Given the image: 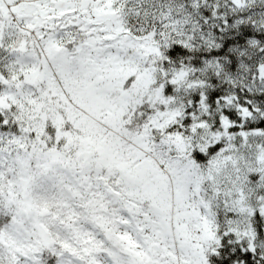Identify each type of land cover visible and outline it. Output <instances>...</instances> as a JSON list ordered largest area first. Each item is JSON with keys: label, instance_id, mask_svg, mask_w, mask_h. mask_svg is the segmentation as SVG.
I'll list each match as a JSON object with an SVG mask.
<instances>
[{"label": "snow or ice", "instance_id": "6c2138e0", "mask_svg": "<svg viewBox=\"0 0 264 264\" xmlns=\"http://www.w3.org/2000/svg\"><path fill=\"white\" fill-rule=\"evenodd\" d=\"M0 264H264V0H0Z\"/></svg>", "mask_w": 264, "mask_h": 264}]
</instances>
